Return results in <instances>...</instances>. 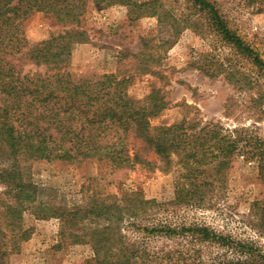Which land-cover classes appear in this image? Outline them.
<instances>
[{"label":"trees","instance_id":"1","mask_svg":"<svg viewBox=\"0 0 264 264\" xmlns=\"http://www.w3.org/2000/svg\"><path fill=\"white\" fill-rule=\"evenodd\" d=\"M247 1L264 12V0ZM90 2L126 7L131 21L156 17L159 26L173 33L167 44L186 29L203 36L216 33L264 77V60L229 27L215 0H0V264H9V257L30 239L27 214L37 220L58 219L60 245H91L94 257L88 264H264V250L255 241L161 217L183 206H201L215 181L211 177L224 181L236 157L264 162V141L244 128L226 129L218 122L201 126L184 119L152 126L151 119L169 101L155 85L143 101L137 100L129 92L133 74L76 79L69 67L74 46L87 39L82 22ZM37 13L50 15L67 29L31 45L24 23ZM208 60L198 67L204 74L256 89V103L264 98L261 77L216 56ZM156 61L160 66L161 59ZM145 67V73L164 78ZM30 161H95L112 171L161 167L173 176V197L160 202L134 189L104 195L95 190L84 205L64 208L38 197V186L26 174ZM156 239L181 240L186 248L155 252L151 245ZM208 245L226 252L205 259L200 248Z\"/></svg>","mask_w":264,"mask_h":264},{"label":"rangeland","instance_id":"2","mask_svg":"<svg viewBox=\"0 0 264 264\" xmlns=\"http://www.w3.org/2000/svg\"><path fill=\"white\" fill-rule=\"evenodd\" d=\"M215 1L229 27L264 60V12H258L247 0ZM82 26L87 39L74 46L69 67L76 79L133 74L136 77L129 90L133 97L143 101L155 85L162 88L169 101L167 109L151 119L152 126H171L184 119L201 126L218 122L226 129L244 128L250 137L264 141V98L256 103V89L231 84L222 75L211 78L198 69L209 63L210 55L216 56L220 62L261 77L260 88L264 90V77L259 69L218 34L211 32L203 36L186 29L167 44L173 33L159 26L156 17L131 21L126 7L92 2ZM24 29L29 43L35 45L66 30L67 26L57 23L50 15L37 13L24 23ZM142 59L147 60L146 65L139 64ZM144 67L160 72L164 78L145 73ZM263 164L259 157H236L224 181L211 177L215 181L205 191L201 206H183L166 211L161 217L174 224H205L235 239L255 241L264 250ZM25 166L27 176L38 186V197L64 208L84 205L88 194L95 190L104 195L134 189L147 199L160 202L173 197V176L161 167L150 170L137 166L112 171L95 161L81 164L30 161ZM93 178L96 182H91ZM256 203H260L258 207L254 206ZM25 224L33 233L23 243L21 252L9 257V264H88L94 257L91 245H60L58 219L37 220L27 214ZM151 246L155 252L186 248L181 240L164 239L152 241ZM200 249L205 259L226 252L209 245Z\"/></svg>","mask_w":264,"mask_h":264}]
</instances>
